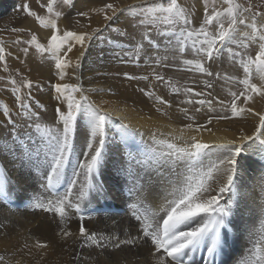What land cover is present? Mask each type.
<instances>
[{"label": "snow or ice", "instance_id": "1", "mask_svg": "<svg viewBox=\"0 0 264 264\" xmlns=\"http://www.w3.org/2000/svg\"><path fill=\"white\" fill-rule=\"evenodd\" d=\"M36 2L41 8H46L47 13L53 14V0H48L46 5L41 4L40 0ZM202 2L204 11L198 26L195 12L180 0H165L163 3L137 0V3L123 9L106 3L99 11L103 13L105 22L113 21L114 17L118 19L117 12H122L133 21L131 27L140 31V42L135 44L132 52L124 51L123 56L116 53L120 62L131 61L138 65L144 54L148 57L144 61L146 64L167 67L170 57L175 60L184 56L188 49L187 41L195 37L191 47L199 59H181V63L203 77L235 80L242 85L239 91L230 92L231 101L225 109V112L230 111V115H217L204 124H195V118L187 114L188 110L181 109L186 118L193 121L185 128L196 132L202 129L210 131L208 125L212 124L213 119L247 120L251 116L258 119L255 131L248 134L241 127L231 139L204 142L192 136L190 142L183 144L176 143V140L183 139L182 136H172L169 140L157 138L153 133L152 146L145 150L142 157L131 151L122 153L124 161L116 168L117 175L129 185L127 208L132 220L136 221L135 225L104 232L90 231L81 222L77 231L73 232L68 227L73 217L83 221L87 207L99 206L101 201L110 198V189L103 179L110 133L114 134V143L125 147L135 143L137 136L142 139V134L122 120L118 124L113 121L111 115L85 94L96 90L84 89L79 83H57L52 86L58 103L49 121L44 116L46 106L32 95L33 82L24 77L18 84L15 78L10 77L6 83L11 86L18 111L16 118H13L9 106L0 103V114L4 117L0 120V128L6 129L7 133L2 137L3 143H0V236L10 239L14 231L9 227V223L14 222L5 223L8 220L5 213L11 210L10 206L18 200H27L30 207L53 213L54 218H59V231L56 233L58 243L64 251L71 249L69 254L73 264H87L86 256L88 259L96 258L99 264L100 255L105 256L104 264H129L126 258L118 260L110 254L127 245L148 249L145 264H232L231 252L239 239L236 235V216L244 200L243 189L246 188L243 178L247 176L264 193V111L253 107L257 102L264 103V23L258 19L264 16V12L254 11L250 2L245 6L238 0H222L227 7L219 8L213 0L211 9L209 0ZM63 3L74 7L73 0H63ZM21 10L28 17H33L41 28L51 29V35L45 45L31 30H27L30 38L14 39L13 45H27L21 48L25 57L33 47L41 56L49 54L54 57L60 80H64L66 69L72 67L73 63L76 69L81 68V59L91 41L103 39L104 30L110 27L106 23L91 31H62L57 20L63 13L55 12V18L42 16L33 11L27 2L22 4ZM76 15L91 19L85 11L76 12ZM239 26H243V30ZM10 31L23 33L26 29L13 27ZM112 31L121 36L129 35L127 29L113 27ZM156 37L164 41L162 53V41ZM132 38L135 39V36ZM144 42H147L148 50ZM253 44L258 46L255 56L247 51ZM77 45L81 51L73 62L68 54ZM231 45H235V48ZM116 46L121 47L119 44ZM151 49L155 50V56L151 55ZM225 51L230 61L239 63L243 78L230 76L227 72L221 75L220 71L213 69L212 65L222 58ZM6 55L11 53L6 54L0 41V64L5 72L9 71ZM125 56L128 61L124 60ZM253 68L259 83L253 82ZM17 75L21 73L18 71ZM122 75L129 81L149 80L147 75L137 76L127 72ZM153 76L156 81L171 85V81L159 72H154ZM76 79L80 80L79 74ZM205 87L211 89L213 83L206 80ZM22 89L28 91L23 93ZM139 91L150 99L155 95L145 88ZM172 91L179 94L180 89L173 87ZM184 91L197 97L212 95L211 92H197L192 88H185ZM186 102L193 103L191 99ZM214 102L221 106L226 103L218 97L195 101L201 106L207 104L209 111H213ZM154 105H158L155 107L157 112L161 111L160 106L172 107L171 102L163 96H155ZM201 110L195 109L196 112ZM163 114L167 115V112ZM249 153L252 159L247 158L246 154ZM12 169H18L33 179L39 190H34L31 195L20 190L12 179ZM65 184L66 191L61 195L59 188ZM153 191L156 193L154 205L148 200V194ZM69 238L71 244L68 243ZM249 240L252 244L250 255L242 256L235 264H259L264 260L260 254L261 247H264V204L261 205L259 227L253 226ZM33 248L49 249L50 244L40 240L30 244L25 238L23 244L12 245L13 256L19 254L21 259L14 260L0 254V264H33V260L34 264H43L47 253L37 256ZM85 249L89 251L86 253ZM198 253H202L199 261L195 259Z\"/></svg>", "mask_w": 264, "mask_h": 264}, {"label": "bare ground", "instance_id": "2", "mask_svg": "<svg viewBox=\"0 0 264 264\" xmlns=\"http://www.w3.org/2000/svg\"><path fill=\"white\" fill-rule=\"evenodd\" d=\"M161 1L164 0H156V2L159 3ZM24 2H27L30 6L33 0H0V37L5 35L14 36L17 33L10 31V29L13 27H21L26 29L25 32L31 30V33L35 34L38 40L46 45L50 38L51 30L41 28L33 17H28L26 13L21 10ZM148 2L152 3L154 0H148ZM106 3H113L118 9H123L129 4L137 3V0H73L74 7L68 6L69 8L66 10L68 14H64L63 18L60 17L57 20L58 27L62 31L66 30L74 23L73 19L77 18H80L81 24L79 28H75L73 24L72 30L82 29L83 31H90L89 25L103 26L106 23L109 24L112 21H103V13L99 11ZM60 8L64 7H61L60 4ZM79 11L88 12L91 19L85 21V17L77 16L76 12ZM120 13L122 12H117V17ZM108 14L111 15V12L109 11ZM200 18V16H197V26L201 22ZM116 19L117 18L114 17L113 21ZM259 22L264 23L261 19ZM118 23H120L119 29L124 30L121 26H125L129 35L121 36L117 32H115L117 34H113V31L110 30L104 34V39L99 40L100 43L95 44V41H91L90 47L87 48L86 54L81 59V68L76 69L73 63L72 67L66 69L67 75L64 80L59 79L57 70L55 69V59L51 55L44 54L39 60L38 54L30 49L29 55L25 60V65L28 66V72H26L27 74L25 77L29 76V80L34 81L33 88L37 89L36 84H39L38 92H33L32 89V95L46 106L47 112L44 113V116L49 121L53 117L54 106L58 103L55 100L56 93L52 86L57 83L62 84L63 82H69V84L79 83L84 89L96 90L94 92H86L85 94L89 95L90 99L93 100L98 107H101L105 112L111 115L113 121L118 124L122 120L131 128L142 134V139L141 136H137L135 143L125 147L123 144L118 145L114 143V134L110 133L108 160L104 169V177L109 179V183L104 178L103 179L106 181L110 191L115 189L112 187L120 186L123 188L119 190V193L111 191V198H114L117 204H111L110 207L108 201H101L99 206H92L91 210L84 215L85 219L83 221H80L79 217H73L68 224V227L73 232L77 231L81 222L90 231L103 230L104 232L112 230L119 231L120 229H127L130 224L135 225L136 221L132 220L127 208V201L129 199L127 190L129 185H126L123 178L117 175L114 170H116L118 164L124 161V154L129 151L133 154L139 153L142 157L145 150L149 146H152L153 133L156 134L157 138H167L169 140L172 139V136H182V140H176V143L179 144H183L185 141L190 142L192 136H196L197 139L203 140L204 142H216L220 139L233 138L236 130L241 127H243L248 134H252L258 124V119L256 117L249 116L247 120L213 119L212 124L208 125L210 131L202 129L200 132H196L194 129L185 128L184 126L186 124L193 123V121L188 120L181 109L188 110L187 114L195 118V124H204L210 117H215L217 115H230V111L225 112V109L228 108V104L231 101L230 92L239 91L242 85H239L235 80L225 81L223 79L215 80L213 78L203 77L200 73L189 70L190 66H185L181 63V59H199V57L192 52L191 47L193 40L196 39L195 37L193 40L187 41L188 49L184 56L175 60L170 57L168 62L169 66L167 67H155V65L150 66L146 64L144 61L148 57L144 54L141 55V61L138 65L128 61V57L126 56L124 60L128 62L122 63L116 53L123 56L124 51L132 52L135 44L140 42V31L131 28L130 24H127L126 15H124V18L121 17ZM20 35H22V33H20ZM133 36H135V39L132 38ZM156 39L162 41L160 37H156ZM241 39H243V37H241ZM109 41L113 43H109ZM144 43L146 50H148L149 46L147 42ZM163 43L164 41H162L161 53L163 50ZM117 44L121 45V47H117ZM231 46L235 48V45ZM197 47H199V44H197ZM10 49L8 51L14 50ZM80 51L81 49L77 45L73 51L68 54L69 58L75 62L76 57L80 55ZM241 51H243V49H241ZM247 51L248 53L250 51H254L255 53L258 51V46L253 44ZM150 52L151 55H156L154 49H151ZM255 54L250 55L255 56ZM17 56L21 57L19 54ZM212 67L214 70L220 71L221 75L227 72L233 77L243 78L244 76L239 63L230 61L226 51L223 52L222 58L217 60ZM252 71L254 76L253 82L259 83V80L255 78V69L253 68ZM125 72L137 76L147 75L149 76V80L129 81L122 75ZM154 72H159L161 75L165 76L166 80L171 81V85L163 81H156L153 76ZM21 73L25 74V70L21 69ZM77 74L80 76L79 81L76 79ZM21 80L20 78L17 79L18 84ZM206 80H210L213 83V88L208 89L205 87ZM10 87L11 86L6 88L8 90L0 89V103H6L12 111L13 118H16L18 107L15 104V97L11 94ZM51 87L52 90L50 89ZM173 87L180 89L179 94L172 91ZM140 88L153 91L155 95L150 99L139 91ZM185 88H192L197 92H211L212 95L197 97L191 93H185ZM48 89L51 90L50 93H48ZM27 91V89H22L23 93ZM78 95L79 94H77V96ZM155 96H163L171 102L172 107L167 108L160 106L161 111L157 112L155 107L158 105H154ZM216 97L226 101V103L221 106L214 102L212 104L213 111L208 110L207 104L201 106L195 103L197 99L206 98L214 100ZM188 99H191L193 103L188 104L186 102ZM253 107L259 111H264V103L257 102ZM196 108H202V110L196 112ZM164 112H167V115H164ZM3 119L4 117L0 114V120ZM181 129H183V131H181ZM161 133H163V136H161ZM6 134V129L0 128V143H3L2 137ZM246 155L248 159L253 158L251 153ZM141 175H143V172ZM12 179L14 183L18 184L19 189L23 190L27 195H31L34 190H39V186L35 181L18 169H12ZM153 180H155V177ZM243 183L246 185V188L243 189L245 194L244 200L236 216V235L239 239L234 244L231 252L232 264H235L236 260L242 256L250 255L249 249L252 248V244L249 240V234L250 231L253 230V226L256 228L259 227L261 205L264 204V193H261L259 187L247 176L243 178ZM62 189L63 187L61 186L60 192L64 191H62ZM148 200L153 205L155 204L156 193L154 191L148 194ZM10 208L11 210L5 213L8 217L5 223H9V221L14 222L9 223V227L13 228L14 231H12L10 239L0 236V254L6 255L14 260L21 259L19 254L13 256L12 245L23 244L25 238H28V243L30 244H34L36 240L49 242V249H32L33 253L37 256L40 253H47L43 264H73L69 254L71 249H69V251H64L62 246L58 243L59 237L56 235L59 231L58 217L54 218L51 213H45L30 207L27 200H18L15 204L11 205ZM29 233H31L30 238ZM68 243L71 244V238H69ZM84 251L87 253L89 249H85ZM92 251L95 252L96 250L92 249ZM110 254L114 259L119 260L126 258L129 264H145V258L148 256V249L146 247L137 248L127 245L124 246L122 250H116ZM260 254L264 256V247H261ZM201 255L202 253H198L195 259L199 261ZM25 259L32 258L25 257ZM85 259L87 264H97L96 258L88 259L86 256ZM104 260L105 256L100 255L98 257L99 264H104ZM259 264H264V260L260 261Z\"/></svg>", "mask_w": 264, "mask_h": 264}, {"label": "rangeland", "instance_id": "3", "mask_svg": "<svg viewBox=\"0 0 264 264\" xmlns=\"http://www.w3.org/2000/svg\"><path fill=\"white\" fill-rule=\"evenodd\" d=\"M35 1L36 0H33V2L30 4V8L33 10V11H36L39 15H40V13H41V15H43V16H48V15H51L52 16V18H55L54 17V13L55 12H57V11H59V12H61V13H63V15L61 16V18H63V16H64V14L66 15V13H67V9L69 8L67 5H65L64 3H63V0H53V14H49V13H47V10H46V8H41L40 6H39V4H37V2L35 3ZM47 2H48V0H40V3L41 4H47ZM163 2H165V0L164 1H161L160 3H163ZM180 2L183 4V5H185L186 7H188L190 10H192V11H194L195 12V23H198L196 20H197V16H200L201 18L200 19H202V15H203V11H204V7H203V2H202V0H199V2H198V0H180ZM215 2H216V7H227V5H223V3H222V0H215ZM238 2L239 3H241V4H243V5H247L249 2L254 6V11H262V12H264V0H238ZM59 4V5H58ZM60 4H61V7H64V8H60ZM64 5V6H63ZM67 6V7H66ZM212 6H213V0H209V9H211L212 8ZM36 10H35V9ZM60 8V9H59ZM65 10V11H64ZM64 11V12H63ZM45 14V15H44ZM68 14V13H67ZM90 15V14H89ZM124 13H120V14H118V20L122 17V18H124ZM259 20L261 19L262 21H264V16H262V17H260V18H258ZM84 20L85 21H87L88 20V18H84ZM118 20L116 19L115 21H112V22H110L109 23V25H110V27H108L107 29H105L104 30V32H103V36H104V34H106L107 32H109L110 30L112 31V28L113 27H115V28H119L120 26H119V24L120 23H118ZM77 21H79V24L77 23ZM58 22V21H57ZM73 24L75 25V28H79V26H80V18H77V19H73ZM37 23V22H36ZM132 23H133V21L131 20V18L130 17H128L127 16V24H130V27H131V25H132ZM73 24H71L72 26H73ZM58 25V24H57ZM72 26H70V27H68L66 30H72ZM97 27H103V26H101V25H94V26H91L90 27V31L92 30V29H94V28H97ZM240 28H243V26H239ZM121 28H123V29H125V26H121ZM132 28V27H131ZM51 30V29H50ZM243 30V29H242ZM72 31H77V32H84L82 29H78V30H72ZM211 32V31H210ZM115 32L113 31V34H114ZM115 34H117V33H115ZM99 35V34H98ZM7 36H10V35H5V36H1L0 37V41H2L3 42V45H4V48H5V52H6V54L7 53H11V55H6V60H7V64H8V69H9V71H7V72H5V71H3V65L2 64H0V77H2L3 79H0V89H6V88H8L10 85H8L7 83H6V81L11 77V78H15L16 80L18 79V78H20V79H22V78H24L25 76H26V72H28V66H26L25 65V60H26V58L28 57H25L24 56V54H23V52L21 51V48L22 47H26V45H13V43H12V41L14 40V39H17V38H21V39H28V38H30V35H29V31H27V32H23L22 33V35H20V33H17V34H15L14 36H10V37H7ZM18 36V37H17ZM22 36V37H21ZM104 39V38H103ZM100 39H93V41H95V44L96 43H100V41H99ZM98 41V42H97ZM40 43H41V41H39ZM7 44V45H6ZM11 44V45H10ZM6 45V46H5ZM252 46V45H251ZM7 47V48H6ZM14 49V50H11V49ZM11 50V51H8V50ZM31 50H34L35 51V49H34V47L33 48H30ZM29 49V50H30ZM249 50V49H248ZM256 53V52H255ZM254 53V51H250L249 52V54H255ZM21 55V57H20V59H18L17 60V55ZM29 55V54H28ZM38 56H39V60H40V58H42L43 56H41L40 54H38ZM23 60V63H21V61ZM21 69H24L25 70V74L24 73H21ZM14 70V71H13ZM20 72L21 73V75H17V73L16 72ZM12 72H14V73H12ZM13 76V77H12ZM22 76V77H21ZM28 78L27 79H29V76H27ZM32 82H34V81H32ZM35 83H36V80H35ZM38 83V82H37ZM65 83H67V82H63L62 84H65ZM68 84H69V82H68ZM39 85V84H38ZM36 86H37V84H36ZM42 89V88H41ZM51 90H52V87L50 88ZM50 89H48L49 90V92L48 93H50ZM38 89H36V88H33V92H38L37 91ZM120 166V164H118L117 166H116V168H118ZM114 172H116V170H114ZM69 176H70V170H69ZM103 178L109 183V179H106L104 176H103ZM66 184L64 185V186H62L63 187V189H62V191L63 192H60L61 190H60V188H59V192H60V194L62 193V195H63V193L65 192V190H66ZM65 188V189H64ZM112 188H115V189H113V190H111V191H116V193H119L120 191L119 190H121L123 187H120V186H117V187H112ZM118 188V189H117ZM117 189V190H116ZM111 191H110V198L108 199V200H106V201H108L109 202V204H110V207H111V204L112 205H115V204H117V202L114 200V198L112 199L111 198ZM120 206V205H119ZM91 208H92V206L91 207H87L86 209H85V213H84V215L85 214H87L90 210H91ZM51 214H53V213H51Z\"/></svg>", "mask_w": 264, "mask_h": 264}]
</instances>
